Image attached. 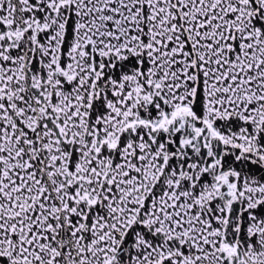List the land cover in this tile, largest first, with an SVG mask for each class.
Segmentation results:
<instances>
[{
	"label": "snow or ice",
	"instance_id": "snow-or-ice-1",
	"mask_svg": "<svg viewBox=\"0 0 264 264\" xmlns=\"http://www.w3.org/2000/svg\"><path fill=\"white\" fill-rule=\"evenodd\" d=\"M0 264H264V0H0Z\"/></svg>",
	"mask_w": 264,
	"mask_h": 264
}]
</instances>
